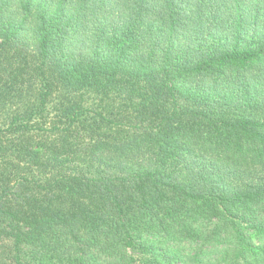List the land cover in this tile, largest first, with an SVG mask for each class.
I'll return each mask as SVG.
<instances>
[{
    "label": "trees",
    "instance_id": "16d2710c",
    "mask_svg": "<svg viewBox=\"0 0 264 264\" xmlns=\"http://www.w3.org/2000/svg\"><path fill=\"white\" fill-rule=\"evenodd\" d=\"M0 264H264V0H0Z\"/></svg>",
    "mask_w": 264,
    "mask_h": 264
}]
</instances>
